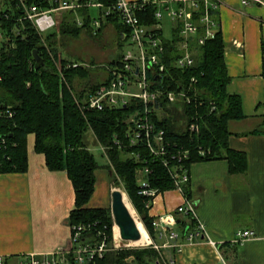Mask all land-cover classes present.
Listing matches in <instances>:
<instances>
[{
  "label": "trees",
  "instance_id": "obj_1",
  "mask_svg": "<svg viewBox=\"0 0 264 264\" xmlns=\"http://www.w3.org/2000/svg\"><path fill=\"white\" fill-rule=\"evenodd\" d=\"M8 18L0 19V29L5 37L0 50V108H9L12 116L0 118V137L6 139V146L0 150V173H23L28 169V135L34 134L35 152L44 154L50 170L67 172L75 191V207L69 212L71 231L74 226H91L85 237L93 236L97 231L104 232L109 243L114 239V221L110 208L91 206L99 164L89 148L87 134L92 132L96 141L106 149L109 160L108 173L116 185H123L136 212L139 213L147 231L152 236L154 227L146 203L148 198L139 193L140 187L137 169L149 166L152 188L164 192L174 189V180L169 170L158 160L148 155L140 147H120L115 141L121 140L122 146L128 142V114L142 110V105L106 108L102 111L89 110L85 106L87 98L105 85L110 77V69L119 59L108 64V75L103 81L91 82L90 71L84 65L66 68L70 61H76L62 55L58 49L57 36L79 35L83 29L94 35L100 34L108 24L114 26L119 35L128 28L118 17L110 16L103 20L101 28L94 33L91 29L92 10L80 9L84 25H76L73 11L58 13L57 26L45 38L37 32L28 20L16 22L14 18L21 12L17 8L19 0H3ZM32 2L33 0H27ZM102 1V0H101ZM111 0H103L108 3ZM43 7H51L48 2ZM155 7L148 6L138 16L143 23L152 25ZM4 14V12H2ZM217 19V15H215ZM161 31L166 47L165 74L163 85L167 90L183 89L189 95L190 102L179 100L176 103H163L161 119L155 113L152 118L160 128L166 131V139L177 144L178 148L189 151L188 157L180 162L187 169L196 162L225 159L231 174H244L248 169L245 151L230 146L232 132L231 121L245 119L242 99L238 94L228 91L231 76L225 60L226 42L219 28L213 39L204 44H194L195 64L186 69L175 66L179 55L171 32L169 36ZM37 50L43 64L37 67L33 52ZM264 52V46H263ZM61 67V72L59 71ZM264 75V55L262 62ZM151 77V76H150ZM77 78L86 79L81 91L74 87ZM155 80V76L151 77ZM264 110V100L261 103ZM196 123L197 130H189L190 123ZM246 134L264 135V113L262 123ZM129 152L140 154L138 160L128 157ZM188 198L189 183L185 185ZM98 264H164L160 253L153 246L122 248L108 251Z\"/></svg>",
  "mask_w": 264,
  "mask_h": 264
},
{
  "label": "crops",
  "instance_id": "obj_2",
  "mask_svg": "<svg viewBox=\"0 0 264 264\" xmlns=\"http://www.w3.org/2000/svg\"><path fill=\"white\" fill-rule=\"evenodd\" d=\"M217 19L226 42L228 91L240 95L246 117L229 123V142L246 152L248 169L244 174H231L225 159L191 165L189 194L209 237L188 241L185 231L194 224L179 214L178 224L171 227L179 235L175 240L156 229L151 236L143 223L149 241L172 245L159 252L164 264H217L218 252L229 264H264V135L246 134L262 123L264 113V7L227 0ZM26 144L27 171L0 173V255L11 257L13 264L21 255L48 254L67 247L69 212L75 207L67 172L47 167L44 154L35 152L34 134L28 135ZM104 172L98 171L97 183L104 181ZM184 198L174 189L159 193L149 216L154 219L173 212ZM245 229L255 231V238L240 245L232 243L237 231Z\"/></svg>",
  "mask_w": 264,
  "mask_h": 264
},
{
  "label": "built area",
  "instance_id": "obj_3",
  "mask_svg": "<svg viewBox=\"0 0 264 264\" xmlns=\"http://www.w3.org/2000/svg\"><path fill=\"white\" fill-rule=\"evenodd\" d=\"M44 1L48 2L51 7H43L42 3ZM226 1L111 0L105 3L103 0H33L32 2L19 0L17 5L21 12L18 17L14 18V21H30L42 38H45L56 28L57 15L61 12L73 11L76 25L83 26L84 19L79 10L84 8L98 9L99 16H91L90 25L94 33L101 28L103 20L110 16L118 17L128 28V32L122 35V38L124 37L122 41H129L131 45L136 47L137 52L128 50L118 53V62L111 67L108 82L98 87L87 98L85 106L89 110L102 111L109 107H127L128 104L142 105L141 111L135 109L126 118L128 142L123 146L118 138L115 139V142L121 148H145L149 153L148 155L158 159L169 170L174 180V190L179 191L185 197L184 201L173 212L159 215L152 220L154 229L158 230L161 236L168 237L170 241L179 236L177 232L171 230L172 226L178 224L177 214L188 217L194 224L193 227L185 231L188 241L205 239L209 236L205 225L198 218L196 204L185 193L184 187L190 182V171L180 162L188 157L189 151L178 148L176 143L166 139V131L160 128L152 118L156 113L158 119H161L163 103L172 104L179 100L190 102L189 95H187L184 88L167 90L163 85L166 77V47L160 33L164 31L166 35L168 28L169 35L172 32L173 37L176 38L175 45L179 53L175 59L176 68L186 69L192 67L195 64L196 56L193 45L195 43L202 45L217 35L220 24L215 15ZM240 1L243 6L257 4V6L264 7V0ZM148 6L155 7L154 18L156 22L152 25L143 23L138 16ZM4 10L0 9V19L9 17V14ZM168 22L171 25L169 27L166 26ZM4 39L8 40L9 38H6L3 30L0 29V50ZM236 44L239 43L236 42ZM82 65H84L82 62L69 61L65 67L77 68ZM59 71L61 72V67H59ZM150 76H155V80H152ZM7 116H12L10 109L0 108V118ZM188 128L193 132L197 130V125L192 122ZM5 146L6 139L0 137V150ZM102 148L104 154H106L105 147L102 146ZM128 157L138 160L140 154L129 152ZM150 168L145 165L137 169L139 193L148 198L146 203L148 211L153 207L156 197L161 193L150 185L149 175L152 172ZM123 192L126 194L124 190ZM132 208L135 210L133 205ZM136 211L133 212L135 217L143 224L139 213ZM90 228L91 226L85 224L74 226L67 247L48 254L30 253L21 255L14 264H98V260L102 259L108 251L125 248L117 245V243L114 244L115 239L112 243H109L108 237L101 231H97L93 236L85 237L84 234L89 232ZM255 236L256 232L251 229L239 230L232 243L243 244L255 238ZM208 242L215 249H218L216 242L211 239H208ZM144 246H153L160 252L164 247L172 245L169 242L159 245L148 241ZM10 258L0 255V264H13L10 262ZM218 259L217 264H229L220 252H218Z\"/></svg>",
  "mask_w": 264,
  "mask_h": 264
},
{
  "label": "rangeland",
  "instance_id": "obj_4",
  "mask_svg": "<svg viewBox=\"0 0 264 264\" xmlns=\"http://www.w3.org/2000/svg\"><path fill=\"white\" fill-rule=\"evenodd\" d=\"M3 5L4 1L0 0V7ZM92 16H99L98 9H92ZM169 24L170 23L168 22L166 26H171ZM166 31V35L169 36V29L167 28ZM119 41V35L114 26L111 24H108L98 35H94L88 29H83L81 33L76 36L62 34L57 36V44L59 46L58 49L60 53L62 55L69 56L74 60L77 59L78 62L84 63V67L88 68L90 71L91 82L103 81L107 78L108 64L112 61V59L118 56L120 51L126 52L128 50H133L134 52H137L136 47L131 45L129 41H123L121 46H119ZM86 83V79L77 78L74 81V87L77 91H81ZM87 141H89V148L100 166L99 170L104 169V171H106L104 172V181H98V183H96L97 192L94 193L92 200L93 203H91L96 207L110 208L111 210V191L118 187L123 191V185L118 186L115 182H113V179L107 169L109 160L106 154H104L102 146L98 143V141H96L92 132L87 134ZM131 209L133 210L132 205ZM115 234L116 226L114 228V236ZM114 239L116 240H114V244L117 243V245L124 246L125 249L144 246V244L136 245L132 242H123L122 240L121 244H119L116 237Z\"/></svg>",
  "mask_w": 264,
  "mask_h": 264
},
{
  "label": "water",
  "instance_id": "obj_5",
  "mask_svg": "<svg viewBox=\"0 0 264 264\" xmlns=\"http://www.w3.org/2000/svg\"><path fill=\"white\" fill-rule=\"evenodd\" d=\"M124 39V37H123ZM37 67L43 64V60L38 55L37 50L33 52ZM125 193L118 187L111 191V213L114 221V228L117 226L121 240L136 242L142 239L139 222L134 215V211L125 202ZM141 223V222H140Z\"/></svg>",
  "mask_w": 264,
  "mask_h": 264
},
{
  "label": "bare ground",
  "instance_id": "obj_6",
  "mask_svg": "<svg viewBox=\"0 0 264 264\" xmlns=\"http://www.w3.org/2000/svg\"><path fill=\"white\" fill-rule=\"evenodd\" d=\"M127 195L125 194V202L127 203V205L131 208V203L129 202L128 200V197H126ZM132 210V209H131ZM133 211V210H132ZM139 228L141 230V233H142V239L139 241H136V242H132L133 244H136V245H142L144 244L145 242H148L149 241V237H148V234L145 230V228L143 227V225L139 222ZM115 237L116 239L118 240L119 244L121 243V238H120V235H119V230L116 226V234H115ZM128 243V242H127Z\"/></svg>",
  "mask_w": 264,
  "mask_h": 264
}]
</instances>
